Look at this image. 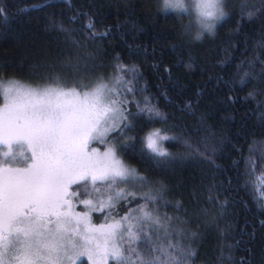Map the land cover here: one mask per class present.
<instances>
[{
  "label": "snow or ice",
  "instance_id": "snow-or-ice-1",
  "mask_svg": "<svg viewBox=\"0 0 264 264\" xmlns=\"http://www.w3.org/2000/svg\"><path fill=\"white\" fill-rule=\"evenodd\" d=\"M169 9L194 16L197 41L215 38L234 20L216 66L231 63L229 50L239 48L231 37L244 35V52L251 56L236 65L244 69L238 80L225 83L233 92L251 86L241 99L255 103L264 137V0H245L239 12L234 0H163L158 7L165 14ZM249 24L259 29L251 48L243 32ZM52 26L64 34L66 47L30 74L33 83L0 80V264H256L251 248L235 255L239 240L227 244V252L220 246L215 261L200 259L198 229L217 217L207 206L190 211L170 198L174 186L159 174L197 158L219 168L216 157L227 138H218L203 117L195 126L184 123L186 111L195 115L191 102L166 111L141 67L104 46L110 29L98 30L94 19L78 36L63 21L54 19ZM182 27L186 34L192 22ZM164 71L171 76L170 66ZM161 95L169 99L167 90ZM166 143L187 151H170ZM236 151L245 176L264 173V139H252L247 155L243 147ZM129 156L147 167L133 166ZM217 187H208L204 205L222 210L228 200L220 199ZM260 191L264 209V186ZM192 198L199 203L195 192ZM99 216L103 222L94 223Z\"/></svg>",
  "mask_w": 264,
  "mask_h": 264
},
{
  "label": "trees",
  "instance_id": "trees-1",
  "mask_svg": "<svg viewBox=\"0 0 264 264\" xmlns=\"http://www.w3.org/2000/svg\"><path fill=\"white\" fill-rule=\"evenodd\" d=\"M256 2L247 0L248 5ZM234 3L239 12L245 0H234ZM162 4V0H0L3 10L0 12V80L33 83L30 74L41 64L56 59L66 44L64 34L53 29L54 19L78 29L77 36L90 19L95 20L98 30L110 29L103 40L104 46L109 53L120 52L125 62L141 67L152 92L159 96L162 106H167L166 111L177 106L183 108L191 102L195 115L186 111L183 122L195 126L203 117L205 124L217 132L218 138H227L216 157L219 168L197 158L159 172L174 186L170 198L182 200L190 211L207 206L217 217L215 224L202 225L198 229L203 234L200 259L215 261L220 246H225L227 252L226 245L239 240L235 255H247L246 249L251 248L256 264H259L264 254V224L261 223L264 209L259 206L264 173L257 170L253 176H245L241 153L236 151L243 147V154L247 155L252 139H264L260 135L259 110L253 101L241 99L251 86H237L233 92L225 83L238 80L236 73H242L244 69L238 70L236 65L246 55L250 57L251 52H244V35L233 36V42L239 41L237 50H229L234 59L224 68L216 66L217 61L224 58L222 48L230 39L234 20L219 28L215 38L205 36L202 41H197L194 39L196 26L190 16H177L171 9L168 14L158 11ZM72 17L76 19L69 24ZM190 21L192 30L184 34L182 26ZM258 31V24L245 25L243 32L249 37V48L259 39ZM166 66L172 68L171 76L164 71ZM165 90L169 95L167 100L161 95ZM230 95L236 97L235 103L228 100ZM0 103H3L2 94ZM165 146L173 152L187 151L171 143ZM127 159L142 170L147 167L138 157ZM213 183L218 185L216 191L221 193L220 199L228 200L227 207L222 210L218 206L204 205L207 189ZM194 192L199 203L193 202ZM100 220L94 217L95 222ZM192 227L195 228V224ZM222 230L225 235H221Z\"/></svg>",
  "mask_w": 264,
  "mask_h": 264
},
{
  "label": "rangeland",
  "instance_id": "rangeland-1",
  "mask_svg": "<svg viewBox=\"0 0 264 264\" xmlns=\"http://www.w3.org/2000/svg\"><path fill=\"white\" fill-rule=\"evenodd\" d=\"M163 1V0H162ZM188 2V0H185V3H187ZM192 20V22L194 23V25H195V19H194V16H192V17H190ZM196 26V25H195ZM7 81V80H6ZM21 83H23V82H21ZM29 82H24V84H28ZM94 146V145H93ZM94 147H98V146H94ZM99 219H101L99 222H95L94 221V223H96V224H100V223H102L103 222V220H104V217L102 216V218H101V216H99L98 217Z\"/></svg>",
  "mask_w": 264,
  "mask_h": 264
}]
</instances>
